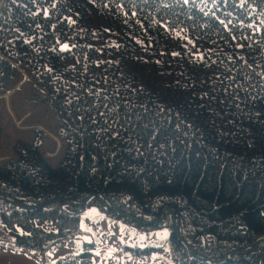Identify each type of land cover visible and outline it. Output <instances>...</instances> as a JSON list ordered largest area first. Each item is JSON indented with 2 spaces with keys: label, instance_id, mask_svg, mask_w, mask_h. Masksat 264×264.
Instances as JSON below:
<instances>
[{
  "label": "trees",
  "instance_id": "trees-1",
  "mask_svg": "<svg viewBox=\"0 0 264 264\" xmlns=\"http://www.w3.org/2000/svg\"><path fill=\"white\" fill-rule=\"evenodd\" d=\"M16 65L64 141L55 166L38 136L0 165L16 244L87 235L97 206L170 229L176 264H264V0H5L0 91ZM39 264L100 263L86 245Z\"/></svg>",
  "mask_w": 264,
  "mask_h": 264
},
{
  "label": "rangeland",
  "instance_id": "rangeland-1",
  "mask_svg": "<svg viewBox=\"0 0 264 264\" xmlns=\"http://www.w3.org/2000/svg\"><path fill=\"white\" fill-rule=\"evenodd\" d=\"M2 1L0 0V4ZM28 69L16 65V76L0 91V165L14 158L16 140L42 139L40 151L55 166L64 154L58 134L60 122L45 103ZM83 225L89 234L68 238L47 250L21 247L0 222V264H39L67 252L91 247L100 264H176L170 244V229H140L121 218L107 215L97 206L83 210ZM161 219V218H160Z\"/></svg>",
  "mask_w": 264,
  "mask_h": 264
},
{
  "label": "water",
  "instance_id": "water-1",
  "mask_svg": "<svg viewBox=\"0 0 264 264\" xmlns=\"http://www.w3.org/2000/svg\"><path fill=\"white\" fill-rule=\"evenodd\" d=\"M3 3H4V1H2V3L0 4V10H1V7H2V5H3ZM88 200V199H87ZM99 200H100V202L102 203V204H104L106 207H108V208H110V209H114L113 207H111V206H109L102 198H99ZM115 210V209H114ZM164 217H165V214H164ZM163 219V217L161 218V219H159L158 221H161ZM173 219H174V225H176V230H178V227H177V224H176V221H175V217L173 216ZM158 221H151V222H144V221H140L142 224H144V225H148V224H155V223H157ZM262 240H264V236L263 237H261V238H259V240H258V243L260 242V241H262Z\"/></svg>",
  "mask_w": 264,
  "mask_h": 264
}]
</instances>
